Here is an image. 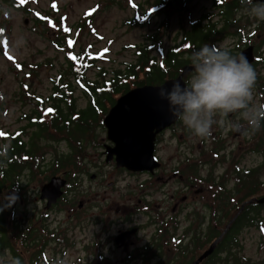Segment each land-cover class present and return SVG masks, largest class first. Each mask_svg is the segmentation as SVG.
Masks as SVG:
<instances>
[{"label":"flooded vegetation","instance_id":"1","mask_svg":"<svg viewBox=\"0 0 264 264\" xmlns=\"http://www.w3.org/2000/svg\"><path fill=\"white\" fill-rule=\"evenodd\" d=\"M172 1L178 5H182L183 2L186 5L191 4V0H170L168 4L170 9H172ZM213 7L220 9L216 17L223 19L221 25L220 20L213 22L214 16L211 14L202 16L204 20H207L208 25H214L220 30V35L212 42L218 45L231 36L235 41L243 43V48L253 47L256 53L257 46L252 42L254 29L250 32L244 30V24H239L234 17V12L244 7L242 3L235 6L229 16L223 12L225 4ZM160 16L165 17L166 11L163 10ZM226 17L229 18L231 24L226 22ZM232 23L233 28L229 29ZM261 29H264V21L258 22L254 30L258 36ZM224 48L229 49L233 54H239L243 49L235 51L228 47ZM186 55L184 53L182 57ZM263 87L264 81L256 75L254 88H258L262 96ZM262 105L264 102L261 103ZM235 117L236 115L230 114L227 120ZM217 126L216 136H221L220 132L223 127L225 128V123L217 124ZM230 131L237 138L246 135ZM256 132L258 135H255ZM190 133L191 130L179 118L178 121L156 134L154 156L160 162V166L153 171H131L125 167H117L114 159L107 163L104 160L103 149L113 144L109 141L97 143L102 147L103 164L96 163L85 156L80 166L81 172L77 173L76 177L87 172L86 161L92 163L89 167H93L94 173H91L89 178L93 181L99 179V186L103 188L105 194L103 197H88L84 201L79 200V197L86 196V194L79 190L80 183L74 180L73 184L76 183L71 185L72 197L64 198L65 191L70 185V174L62 169L55 171L53 175L65 178L68 184L66 183L63 189V197L52 208H62L61 210L68 212V218L74 220L76 224L71 229H56L60 236H66L64 239L66 243L52 245L55 255L53 260L59 263L73 257L68 264H194L222 233L225 226L224 221H231L234 217L236 219L241 212L251 211L255 203L254 201L247 202L250 199L247 198L242 202L241 209L239 199H234L238 194L237 179L235 186L227 190L229 180L233 175L237 178L239 169H242L240 168L241 153L235 152V148L227 150L222 147L221 143L215 148H206L204 144L211 139L210 136L202 137V143H198L196 149L189 148L186 142L189 140ZM247 133H250V142L253 143L250 150L262 155L264 163V121L261 122L259 128L248 129ZM171 145L175 147L164 148ZM240 148H242L241 142L237 149ZM207 151L212 155V159L207 157ZM165 154L173 155L172 162L175 163L167 175L165 173L170 167V160L163 158ZM214 158L216 160H213ZM45 162L46 160L43 159L39 164L43 173L47 172L44 178L57 168L52 164L55 160ZM216 164L219 165L215 166ZM103 167L107 169L101 170ZM216 168L222 169V172L215 171ZM24 170L30 181L32 170L30 168ZM141 176H143L142 179H140ZM170 181L179 184L182 196H178L179 193L174 188L166 191L164 186ZM76 189L78 190L77 195ZM158 189L162 192L159 198L154 196ZM223 192L228 195V203H226L227 199L224 200ZM44 213L45 211L40 210L36 215L42 217ZM145 218L146 221L143 222ZM30 225L31 217L25 216V227L29 229ZM94 225L98 226L97 229L87 228ZM28 240L27 236L25 238L27 245L24 248L28 250L27 253L30 252ZM220 243L221 241L214 251L198 264H208L218 255L222 259L223 252L218 253ZM47 247L45 246L44 251ZM72 252L76 253L75 258ZM29 258L30 255L23 264H30ZM43 259L46 260L45 256Z\"/></svg>","mask_w":264,"mask_h":264},{"label":"rangeland","instance_id":"2","mask_svg":"<svg viewBox=\"0 0 264 264\" xmlns=\"http://www.w3.org/2000/svg\"><path fill=\"white\" fill-rule=\"evenodd\" d=\"M25 1L26 7L30 10L43 13L48 12L51 19H56V25L60 28V31L49 29L48 33H43L41 28L36 29L33 27L34 21L32 16L35 17L34 12L25 13L24 11L9 7L0 0V24L3 25V45L0 52V144H8L9 139L3 140L2 134L8 135L13 133L15 130L24 129L21 134L22 140H26L31 129L27 127V119L25 114H29L32 111V104L22 103L20 100L22 81L31 84V90L37 96H47L51 93L52 82L51 79L57 74V71L62 70L60 64L64 62V54L61 50L56 49L54 44L51 42V36H55L59 33H66L63 29L64 26H71L73 30L81 19L89 13L91 19L86 24L85 30L80 34L73 35L70 31V36L75 38L73 44V50L77 51L80 48H88L91 52L95 53L97 57L96 65L87 72V75L91 78H95L101 69L111 71L116 68H123L124 63L133 59L134 50L130 46L139 44H149V38L153 34H156L158 25L161 22L162 17L151 18L148 23L128 24V20L132 19L135 15V5L144 4L147 0H129V3H124L121 7L117 5H109L105 0H23ZM152 1L153 0H148ZM133 3V5H132ZM171 7L177 6V3H172ZM213 0H191V4L186 6L185 10L175 7L169 10V16L167 19L168 25L165 31L163 40L164 51L173 44V40L176 34L180 31L181 23L189 26V22L197 20L202 14H211L213 22L220 20V25L223 23V19L216 17V14L220 9L213 7ZM8 9L9 11H3ZM145 8H143L144 10ZM142 10V11H143ZM235 19L239 24H244L243 29L250 32V30L256 28L260 20L248 15L244 7L234 12ZM219 27V26H218ZM188 28V27H187ZM233 28L232 26L229 29ZM252 32V42L256 44L257 51L254 52L256 62L252 64L256 74L264 81V29H261L258 33ZM255 33V34H254ZM254 34V35H253ZM179 39V37H178ZM179 42V40H178ZM235 41L234 38L228 36L218 46L228 47L232 50L238 51L243 48L244 44ZM151 43V42H150ZM150 49L153 56L158 55L157 50ZM20 63L21 66L19 65ZM33 70V71H32ZM72 82L71 87L73 88V99L74 109H84L88 105V100L82 92L80 86L75 81H72L71 75L67 77ZM23 88V87H22ZM264 89V87H263ZM263 94V92H262ZM26 97V96H25ZM264 102L263 96L258 92V88H253V104L261 106ZM99 110L96 111L98 114L100 108L103 105L98 106ZM99 118V117H98ZM239 119L238 116L230 118L229 121H235ZM246 123V122H242ZM25 127V128H24ZM218 130L217 124L213 126L210 138L205 142L206 148H215L222 144L223 148L231 149L235 148V152L238 151L240 154V168L248 169L256 167L263 163V156L250 150V146L253 145L250 142V133H247L242 138H237L231 133L227 121L225 122V128L220 132L221 136H216ZM202 137L194 135L191 131L189 140L186 142L189 148L196 149L198 143H202ZM219 139V140H218ZM106 142L105 131L103 126L95 125L93 128V134L91 136L85 135L82 139V146L86 151V158H89L96 163L100 162L103 164L102 147L97 143ZM241 142L242 148L239 147ZM41 143L44 146L39 150L38 154L43 156L46 160L45 163L53 161L57 154L68 153L71 148L68 142L64 139L60 140H48L42 139ZM97 145V146H96ZM160 147H162L160 145ZM174 145L167 148H174ZM209 150V149H208ZM197 153V152H196ZM207 157L213 158L211 154ZM166 155V154H165ZM40 158V157H39ZM170 160L169 168L166 171V175L169 174V170L174 166L173 155L164 156ZM213 160H216L215 158ZM219 158L217 159V161ZM87 163V172L84 175L78 176L77 181L80 183L79 190H82L86 196H81L79 200H85L88 197H103L105 194L103 188L99 186V179L93 181L89 178L91 173H94L93 167H89V161ZM216 164L215 166H218ZM106 167L101 170H106ZM241 170V169H240ZM28 181L26 172L22 171L20 176V183L25 185V190L22 192L13 191L11 194H15L17 199L15 200V206L17 209L16 216L19 219V223L24 225L25 220L23 218V209L26 211V217L30 218L40 211L44 210V202L38 198V189L42 185L40 180L47 174L43 173ZM215 171H221L222 169L216 168ZM49 172V171H48ZM72 179L71 175L69 177ZM143 176L140 177L142 179ZM76 180V177L73 178ZM258 187H264V163L260 169ZM28 182V183H27ZM30 183V184H29ZM76 183V182H75ZM74 183V184H75ZM236 176L229 180L227 183V190L235 186ZM73 184V185H74ZM72 185V186H73ZM72 186L66 189L64 198L70 199L72 197ZM200 187V186H199ZM166 191L168 189H176V192L181 195V188L177 182L170 181L164 186ZM76 189V195H77ZM235 191V190H234ZM161 190L154 194L155 197H161ZM238 193V192H237ZM236 193V194H237ZM263 193H258L256 196H263ZM182 196V195H181ZM235 200L239 199V204L247 197L243 193L235 195ZM258 218L260 221H264V206L258 210ZM68 212H64L59 208H53L48 210V217L45 221L46 225L50 229H71L75 226L76 222L68 218ZM146 221V218L143 222ZM78 223V221H77ZM226 223V220L224 221ZM98 226L87 227L88 229H97ZM102 228V227H101ZM148 228V227H147ZM261 235L262 232L255 226L244 225L238 232V240L242 244L241 254L245 257L251 258L252 260L264 259V249H261ZM52 243H49L46 248V253L49 256L50 264H68L73 257L66 259L64 262L57 263L53 259L55 255L53 253ZM75 258L76 253L72 252ZM14 258L5 252L4 255H0V264H14ZM44 264V263H42Z\"/></svg>","mask_w":264,"mask_h":264},{"label":"trees","instance_id":"3","mask_svg":"<svg viewBox=\"0 0 264 264\" xmlns=\"http://www.w3.org/2000/svg\"><path fill=\"white\" fill-rule=\"evenodd\" d=\"M2 2L9 7L28 13V9L24 7L21 0H2ZM106 2L112 3L109 5L121 7L125 0H106ZM240 4L241 0H229L225 4L223 12L229 16L232 14L234 7ZM228 19V17L225 18L226 22L230 23ZM128 23L131 24V20H128ZM33 27H36V29L41 28L43 33L48 32L46 24L40 20L35 21ZM207 28L204 30L198 22L192 25L189 30L183 29L182 36L190 40L188 42L190 48L188 52L191 53L194 47L212 42L217 33H220V30L213 26ZM77 29L83 32L84 23L77 25ZM2 31L3 25L0 24V47ZM67 37L70 38L69 36ZM54 44L58 50L64 52V62L60 64L63 69L57 71V74L51 79V93L47 96H37L31 90V84L24 81L20 83L21 91L19 94L21 102L33 105L32 111L29 114H25L27 127L31 129V132L26 131L28 134L26 140H22L21 134L17 133H10L6 136L9 139L7 144L9 146L8 155L3 167H0V208L3 209L0 210V255L4 253V250H9L13 255L19 253L17 247L20 246V249L23 250V246L26 244L25 238L28 236L31 243V264H37L44 245L49 241L54 242L62 237L51 231L43 219L40 222L33 223L30 231L25 232L26 230H24L23 226H18L16 222V224H12L11 214L15 211L13 203L8 207H3V205L8 204L4 197L13 191L18 193L24 191V185L20 183L23 169L30 168L32 170V178H40L38 177L36 159L40 157L37 151L44 146L41 140H66L73 152L71 155H65L60 159V164H62L63 168H67L69 172H73L76 170L74 166L77 167V159L83 148L82 139L85 135L92 134L97 117L99 115L102 117L105 114L108 104H112L116 96L132 86L145 83H160L176 74L180 65L190 63V53H187L186 58L183 59L176 52L169 51L168 55H163V58L156 61L155 57H150L148 49L137 46L134 58L126 62L123 68L114 69L110 72L101 69V72L95 78H91L87 75V72L96 64V59L93 58L89 50L81 49L77 52L69 50L66 37ZM177 48L175 47V49ZM69 75L81 87L83 94L88 100V105L84 109H74V99L71 97L72 90L70 89L72 82L67 79ZM73 79L72 81H74ZM100 105H103V108H100L97 114L96 111L99 110L98 106ZM20 130L22 132L24 129ZM255 135H258V132ZM262 165H257L246 173L240 172L241 174L237 176L238 193L246 195L251 193L248 195H253V193L264 192V187H258V178ZM222 195L224 200L227 199L226 203H228V195L225 192ZM259 207L257 205L256 208H252L249 212H241L230 223L218 246V253L222 251L223 258L221 259L220 255H218L217 258L214 257L213 261H209L208 264H264V259L252 260L242 255V244L238 240V232L244 225L255 226L263 230L264 224L258 218L257 210ZM263 244L264 239L260 242L261 249L264 247ZM38 255L39 257H37Z\"/></svg>","mask_w":264,"mask_h":264},{"label":"clouds","instance_id":"4","mask_svg":"<svg viewBox=\"0 0 264 264\" xmlns=\"http://www.w3.org/2000/svg\"><path fill=\"white\" fill-rule=\"evenodd\" d=\"M241 3L248 15L264 21V0H241ZM189 60L193 72L188 80L183 83L173 80L170 88L163 85L158 88L157 95L167 102L172 116L179 117L198 137L209 136L214 125H223L226 121L232 131L241 134L260 127L264 121V105L253 104L257 74L243 53L233 54L223 46L204 44L192 49ZM230 114L239 119L227 120ZM8 147L0 144V167L6 161ZM4 199L8 204L3 207H8L17 196L13 193ZM14 264L20 262L17 260Z\"/></svg>","mask_w":264,"mask_h":264},{"label":"water","instance_id":"5","mask_svg":"<svg viewBox=\"0 0 264 264\" xmlns=\"http://www.w3.org/2000/svg\"><path fill=\"white\" fill-rule=\"evenodd\" d=\"M241 53L250 63L253 61L251 48ZM192 70V66H184L178 77L166 80L161 85L170 88L172 81L177 79L183 83V78ZM159 86L145 85L129 90L109 109L103 125L107 128V137L114 142V147L108 151L107 161L114 155L117 166L133 171L152 170L158 166L153 157L155 135L178 118L169 112L167 102L158 97ZM64 183V180L53 177L41 187L40 199H47V208L60 197ZM257 202L264 203V197ZM221 237L222 235L194 264L208 256Z\"/></svg>","mask_w":264,"mask_h":264}]
</instances>
